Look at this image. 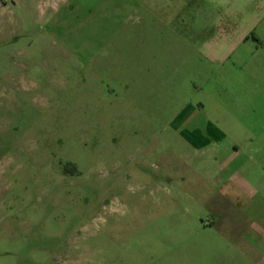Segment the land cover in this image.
I'll list each match as a JSON object with an SVG mask.
<instances>
[{
	"label": "rangeland",
	"instance_id": "374dc122",
	"mask_svg": "<svg viewBox=\"0 0 264 264\" xmlns=\"http://www.w3.org/2000/svg\"><path fill=\"white\" fill-rule=\"evenodd\" d=\"M169 10L0 0V264H229L215 185L264 144V51L210 65Z\"/></svg>",
	"mask_w": 264,
	"mask_h": 264
},
{
	"label": "crops",
	"instance_id": "0c3cea01",
	"mask_svg": "<svg viewBox=\"0 0 264 264\" xmlns=\"http://www.w3.org/2000/svg\"><path fill=\"white\" fill-rule=\"evenodd\" d=\"M151 2L170 6L163 21L167 34L181 40V45L190 41L193 53L204 57L210 65L225 66L231 60L241 63L242 53L264 51V0ZM200 17L209 22L206 32L187 25ZM230 159L231 183L219 182L215 191L231 204V211L242 222L239 226L231 225V238L222 235V244L231 248V257H224L223 262L264 264V144L236 146L231 149Z\"/></svg>",
	"mask_w": 264,
	"mask_h": 264
},
{
	"label": "trees",
	"instance_id": "16d2710c",
	"mask_svg": "<svg viewBox=\"0 0 264 264\" xmlns=\"http://www.w3.org/2000/svg\"><path fill=\"white\" fill-rule=\"evenodd\" d=\"M223 201H224V204H225L227 207H231V204H230L229 202H227L226 200H223ZM231 208L233 209V207H231ZM222 234H223L224 236H227V237H228L226 231H223Z\"/></svg>",
	"mask_w": 264,
	"mask_h": 264
}]
</instances>
